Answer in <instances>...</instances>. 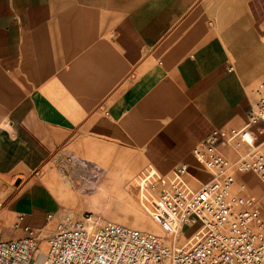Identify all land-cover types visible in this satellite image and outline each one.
<instances>
[{"label": "crops", "instance_id": "0c3cea01", "mask_svg": "<svg viewBox=\"0 0 264 264\" xmlns=\"http://www.w3.org/2000/svg\"><path fill=\"white\" fill-rule=\"evenodd\" d=\"M259 80L264 0H0V231L61 208L39 168L136 153V170L187 163L204 181L193 146L241 127Z\"/></svg>", "mask_w": 264, "mask_h": 264}, {"label": "built area", "instance_id": "2783aa9c", "mask_svg": "<svg viewBox=\"0 0 264 264\" xmlns=\"http://www.w3.org/2000/svg\"><path fill=\"white\" fill-rule=\"evenodd\" d=\"M255 86L241 127L214 130L193 146L206 180L187 163L168 173L148 165L137 175L139 205L157 232L88 212L61 217L44 236L19 215L13 228L25 235L6 239L0 231V264H264V81Z\"/></svg>", "mask_w": 264, "mask_h": 264}, {"label": "rangeland", "instance_id": "374dc122", "mask_svg": "<svg viewBox=\"0 0 264 264\" xmlns=\"http://www.w3.org/2000/svg\"><path fill=\"white\" fill-rule=\"evenodd\" d=\"M137 157L135 153L133 158H130L131 160L126 161L125 156L120 153L111 159L103 154L97 160L85 162L86 169L83 168L80 176L74 175L73 171L67 170L65 166L59 169L63 175H49L46 174L45 169L41 168L33 171L31 175L37 177L35 182L48 188L52 195H57L61 202V208L51 210L55 217L48 220L49 224L42 230L43 235L48 236L61 217L70 215L74 218H81L88 212L100 215L103 219L157 232L155 224L138 202L135 178L145 169L146 165L140 169H134L139 165ZM69 162L72 164L73 161L69 158ZM195 171L200 170L195 167ZM201 172L203 176L199 172L200 176L206 180L208 174ZM64 174L69 175L71 180ZM27 178L18 176L17 180L12 183L17 184V188H21L23 181ZM1 204L0 200V211H2ZM143 223L148 226H144ZM194 227L191 229L185 227L186 235L191 234ZM45 247L44 241L42 248Z\"/></svg>", "mask_w": 264, "mask_h": 264}, {"label": "bare ground", "instance_id": "6f19581e", "mask_svg": "<svg viewBox=\"0 0 264 264\" xmlns=\"http://www.w3.org/2000/svg\"><path fill=\"white\" fill-rule=\"evenodd\" d=\"M195 225H192L189 229H191L192 227H194ZM44 229V228H43Z\"/></svg>", "mask_w": 264, "mask_h": 264}]
</instances>
